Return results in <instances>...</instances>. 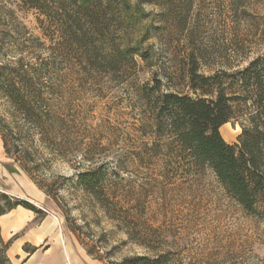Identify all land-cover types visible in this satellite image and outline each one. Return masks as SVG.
Returning a JSON list of instances; mask_svg holds the SVG:
<instances>
[{
  "label": "rangeland",
  "instance_id": "rangeland-1",
  "mask_svg": "<svg viewBox=\"0 0 264 264\" xmlns=\"http://www.w3.org/2000/svg\"><path fill=\"white\" fill-rule=\"evenodd\" d=\"M181 1L174 4L178 11L187 7ZM127 3L141 19L136 28L131 25L124 30L133 39L131 45L139 62L137 74L130 70L125 78H93V73L87 75L80 67L72 68L65 80L62 100L48 95L46 101L51 107L61 102L58 113L65 120L60 130L64 135L61 144L52 147L38 141L39 136L34 137L28 124L10 116L13 110L0 97L1 123L29 131L22 136L21 163L7 153L0 132V174L4 180V174L25 179L26 182L21 181L24 198L41 210H30L31 216L15 210L0 217V240L5 245L0 264L119 262L123 257L146 253L124 231L143 229L147 222L171 229L189 227L191 236L180 242L197 246L206 242L215 228L227 226L226 216L231 209H241L209 167L185 168L174 145H163L160 155L152 154L158 136L152 126L150 105L147 102L146 106L135 91L150 80L156 60L162 73L164 69L172 73L176 84L172 90L191 94L187 86L191 68L198 67V73L212 75L218 70L245 66L264 53V31L256 35L247 31L264 29V13L252 19V25L241 26L245 31H240L225 19L223 9L208 7L197 13L194 7L183 29L184 22L168 10L161 23L166 5L157 0ZM21 9L18 0H0V50L5 61L17 60L20 49L26 51L24 56L38 57L49 47L34 12ZM158 25L164 27V34L149 37L147 30ZM147 55L152 59L147 61ZM52 122L59 124L55 118ZM221 133L227 142L235 143L241 127L229 122L221 127ZM101 164L108 169L106 193L111 195L112 213L103 206L107 199L86 192L78 182L82 171ZM2 181L0 177V187L4 188L0 191L6 192L7 185ZM217 213L221 214L219 219ZM17 215L21 219L18 223ZM113 215L117 220L111 218ZM194 231L204 232V238ZM37 232L42 236L33 237ZM58 241L74 253L60 250ZM34 248L38 251L31 258Z\"/></svg>",
  "mask_w": 264,
  "mask_h": 264
},
{
  "label": "trees",
  "instance_id": "trees-1",
  "mask_svg": "<svg viewBox=\"0 0 264 264\" xmlns=\"http://www.w3.org/2000/svg\"><path fill=\"white\" fill-rule=\"evenodd\" d=\"M18 1L21 10L34 12L49 47L38 57L24 56L26 51L20 49L15 61H5L0 50V97L13 110L11 117L28 124L34 137L39 136L38 141L54 147L63 142L60 130L65 120L58 113L61 102L51 107L46 103L48 95L62 100L68 72L75 66L87 75L95 74L93 78H125L130 70L137 74L139 62L131 45L133 39L124 30L131 25L136 28L141 19L127 0ZM157 1L166 5L161 23L168 10L184 22L183 29L194 7L197 13L208 7L223 9L225 19L240 31L244 30L241 26L252 25V19L264 13V0H182L187 7L180 11L174 7L176 0ZM247 31L256 35L264 29L255 27ZM147 32L149 37L158 38L165 31L158 25ZM151 59L147 55V61ZM156 61L150 80L135 91L146 106L147 102L150 105L152 126L158 136L152 154L160 155L163 145H174L185 168L209 167L228 197L241 209H231L226 216L227 226L215 228L209 239L197 246L180 242L191 236L189 227L171 229L147 222L143 229H127L124 232L128 238L136 240L146 253L126 256L111 264H264V53L241 68L218 70L212 75L198 73V67L191 68L187 86L192 94L172 90L176 86L172 73L165 69L162 73ZM54 118L59 124L52 122ZM1 120L5 150L16 163H21L22 136L29 131ZM229 122L241 127L235 143L227 142L221 133V127ZM107 179L108 169L101 164L82 171L78 182L86 192L107 199L103 206L112 213ZM18 206L41 212L32 202L0 191V217ZM216 217L219 219L221 214ZM111 218L117 220L116 215ZM194 234L204 238L205 233ZM4 251L0 240V259ZM89 254L93 255L91 251Z\"/></svg>",
  "mask_w": 264,
  "mask_h": 264
},
{
  "label": "crops",
  "instance_id": "crops-1",
  "mask_svg": "<svg viewBox=\"0 0 264 264\" xmlns=\"http://www.w3.org/2000/svg\"><path fill=\"white\" fill-rule=\"evenodd\" d=\"M2 153V148L0 147V154ZM4 172H6V171H4ZM1 175V174H0ZM4 176H5V180L3 179V177H2V175L0 176L1 177V180H3L2 182H4L7 186H5V190H6V192L8 193V194H11V195H13V196H16V197H19V198H22V199H26V198H24V196L23 195H25L24 194V192H23V190L21 189V181H23V182H26L25 181V179H22L21 177L20 178H18L17 179V177H7L6 176V174H4ZM0 189L1 190H4V188L3 187H0ZM10 192V193H9ZM26 200H28V201H30V202H33L32 200H29V199H26ZM38 200V199H37ZM34 203V202H33ZM42 209H44V208H42ZM15 210H19V213L18 214H26V215H28V216H31V211L30 210H27L26 208H24V207H21V206H18L17 208H15V209H13L11 212H14ZM45 210V209H44ZM10 212V213H11ZM12 214V213H11ZM17 217H18V220L16 221L17 223L19 222V221H21V219H19V215H17ZM33 235V237H35V238H38L39 236L41 237L42 236V233L41 232H37V233H35V234H32ZM57 246H60V250H63L64 252L66 251H69V250H71V251H73V249L72 248H70L69 246H67V245H61V242L60 241H58V243L56 244ZM50 250H51V248H50ZM38 251V250H37ZM37 251H35L34 252V254L31 256V258H33V256L36 254V252ZM73 253H74V251H73Z\"/></svg>",
  "mask_w": 264,
  "mask_h": 264
}]
</instances>
